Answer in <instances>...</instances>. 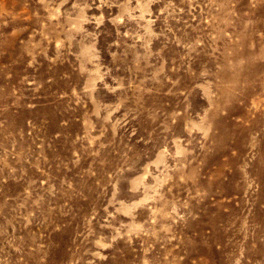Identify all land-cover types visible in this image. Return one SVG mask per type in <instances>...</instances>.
Listing matches in <instances>:
<instances>
[{"label":"rangeland","instance_id":"374dc122","mask_svg":"<svg viewBox=\"0 0 264 264\" xmlns=\"http://www.w3.org/2000/svg\"><path fill=\"white\" fill-rule=\"evenodd\" d=\"M0 264H264V0H0Z\"/></svg>","mask_w":264,"mask_h":264}]
</instances>
